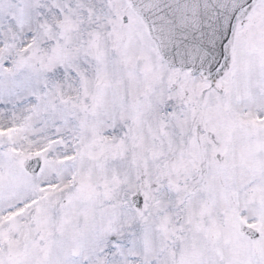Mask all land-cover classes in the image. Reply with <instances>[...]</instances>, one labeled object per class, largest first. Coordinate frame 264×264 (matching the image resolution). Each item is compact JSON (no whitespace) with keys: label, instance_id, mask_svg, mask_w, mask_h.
Here are the masks:
<instances>
[{"label":"snow or ice","instance_id":"6c2138e0","mask_svg":"<svg viewBox=\"0 0 264 264\" xmlns=\"http://www.w3.org/2000/svg\"><path fill=\"white\" fill-rule=\"evenodd\" d=\"M0 264H264V0H0Z\"/></svg>","mask_w":264,"mask_h":264}]
</instances>
